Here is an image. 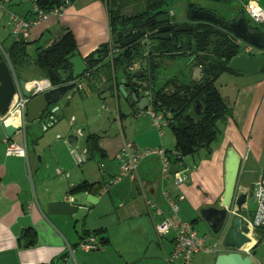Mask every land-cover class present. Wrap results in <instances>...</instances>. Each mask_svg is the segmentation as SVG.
<instances>
[{
	"label": "crops",
	"instance_id": "0c3cea01",
	"mask_svg": "<svg viewBox=\"0 0 264 264\" xmlns=\"http://www.w3.org/2000/svg\"><path fill=\"white\" fill-rule=\"evenodd\" d=\"M257 3L264 9V0ZM36 7L28 0H9L0 6V53L6 56L14 74L27 81L46 78L36 64L38 49L51 45L67 30L74 36L77 54L85 60L110 41L105 2L76 0L33 24L27 39L29 61L15 68L9 53L14 43L10 14L34 20ZM169 62L167 65H171ZM102 65L103 62L95 68ZM139 67L145 68L146 60L135 65L138 70ZM193 69L184 72L194 79ZM175 74L167 76L163 84ZM224 75L230 84L225 92L219 90L233 104L232 115L221 125L211 152L205 148L185 157L180 167L184 180L180 183L174 176L162 179L161 162L153 155L141 162L137 174L122 179L102 194L103 186L119 173L117 154L126 142H132L138 150L175 148L167 147L165 129L169 126L157 129L147 108L135 114L130 106V111L122 113L118 102L121 94L115 83H121L124 72L115 73L112 66L103 68L90 83L87 77L80 79L78 88L68 93L63 104L50 107L59 106L40 128L26 126L25 131L9 138L0 121V264H111V258L116 264H167L175 231L165 236L157 234L156 225L164 217L188 221L206 236L208 244L218 243L217 252H199L191 261L215 264L218 255L229 251L220 248L224 237L216 241L211 237L212 230L201 210L222 207L228 150L233 148L241 157L236 196L247 194L241 210L236 205L231 209L232 217H252L256 210L253 190L264 176V73ZM29 76L32 77L27 79ZM85 90L94 98L85 99ZM106 91L114 97L111 105L120 129L117 134L107 132L105 119L95 113L98 102L101 110H112L103 101ZM75 94L83 100L73 101ZM72 134L78 136L75 146L68 140ZM90 135H98L95 144L89 140ZM11 143L23 147L25 154H9ZM84 181L91 187L73 190ZM163 191L178 201L177 214L172 213ZM263 228L243 225L244 232L254 239L250 252L243 254L250 255L254 264H264L256 252L264 241ZM95 231L106 239L101 248L94 250L99 252L90 254L77 248L86 234ZM227 231L228 227L225 235ZM68 247L75 248L73 254Z\"/></svg>",
	"mask_w": 264,
	"mask_h": 264
},
{
	"label": "trees",
	"instance_id": "16d2710c",
	"mask_svg": "<svg viewBox=\"0 0 264 264\" xmlns=\"http://www.w3.org/2000/svg\"><path fill=\"white\" fill-rule=\"evenodd\" d=\"M33 1L38 8L50 12L76 0ZM103 1L108 10L110 41L103 43L95 53L86 58L89 70L84 77H87L90 83L103 68L112 66L115 73L119 70L123 71L124 78L130 83H134L130 70L146 60V67H141L145 74L138 81L144 82L145 90L151 92V105L156 112L170 111L172 113L169 127L175 137L173 151L178 153V155H173L170 154L173 151H168L172 163L183 162L185 157L196 155L202 149H209L220 135L221 125L232 115L233 104L221 94L217 82L225 73L236 74L228 68V62L241 53L242 45L239 44V39L214 22L203 20L194 25L189 32L175 33L167 40L149 41L146 54L147 48L141 43L143 36L138 41L126 46L122 45V38L129 28H145L146 19L150 21L149 18H154L162 12L169 0ZM208 1L228 4L234 0ZM188 6L196 7L197 4H194L193 0H189ZM128 8H134L138 17L126 12ZM240 12L245 14L243 7ZM211 14L223 20L214 12ZM144 18L145 21L142 20ZM250 26L264 31L252 23ZM148 30H152V28H148ZM27 44V40L14 41L9 53L15 68L27 65L29 61ZM113 47L119 48V51L112 59H108V52ZM77 49L72 32L67 30L54 45L39 47L36 64L44 73H47L48 69H68L70 67L68 58L76 55ZM95 55L98 56L97 59H95ZM180 58L187 59L185 68L168 78L162 86L156 87L155 82L159 69L164 65L167 66V60L173 64ZM101 62L103 65L95 68ZM195 67L202 69V77L197 82L189 73L184 72V70L190 71ZM119 85L120 83H118ZM198 104L201 106L200 109ZM97 138L98 135L89 136V140L93 144ZM91 185L84 181L75 186L73 190H85ZM89 234L99 236L101 243H105L106 239L102 238L98 231L86 235Z\"/></svg>",
	"mask_w": 264,
	"mask_h": 264
},
{
	"label": "water",
	"instance_id": "95a60500",
	"mask_svg": "<svg viewBox=\"0 0 264 264\" xmlns=\"http://www.w3.org/2000/svg\"><path fill=\"white\" fill-rule=\"evenodd\" d=\"M190 16L198 20L212 21L223 29L231 32L240 41L263 51V53L258 56L246 52L234 56L228 62V68L230 70L242 76H254L263 72L264 31L251 27L244 13H238L228 22L201 10L193 9ZM167 20V15L159 16L156 19L159 23ZM192 29V25L184 24L177 26L174 30L175 32H188ZM169 30V26L159 28L161 33ZM142 35L143 30L141 29L127 31L124 34L126 40L122 42V45L126 46L132 44L138 41ZM61 37L62 35L58 36L51 45L57 43ZM170 37H172L171 34L166 36L160 35L158 39H169ZM97 58L98 56L95 55V59ZM68 64L70 66L68 69H48L47 73H45L46 78L44 80L50 81L53 87L37 96H32L28 89V83L33 80L27 81L24 77L14 74L10 65L4 58V55L0 53V117H4L7 114L17 88L21 90L25 97L30 99L26 107L25 128L21 130L20 125L4 126L5 132L9 138L21 131H25L26 126L30 128L45 124L49 115L55 113L59 108L58 106L50 110V107L58 104L68 93L78 88L79 80L83 79L89 70L88 62L81 55L76 54L68 58ZM193 72V80L196 82L199 81L202 77V69L200 67H195ZM143 74V71H137L132 74V77L139 78L143 76ZM141 88V85L136 82L129 83L125 78L121 80L119 85L121 96L127 100L135 114L146 109L149 105L148 98L142 93ZM198 108H201L200 104H198ZM51 119H53V116H51ZM44 127L46 126L44 125ZM77 139L78 136L75 134L70 135L68 138L72 146L77 144ZM211 151L212 149L209 148V152ZM240 166L241 157L233 148H230L226 158L225 192L222 200V207H208L201 210V216L214 233L218 234L224 232L228 227L223 243L229 252L218 255L215 264H254L250 255L243 254L244 245L249 243L252 238L244 232L242 217L238 215L232 217L231 212L234 205L237 206L238 210H241L242 205L247 201V194L236 196V184ZM171 172L173 174L177 172L176 166L171 165Z\"/></svg>",
	"mask_w": 264,
	"mask_h": 264
},
{
	"label": "built area",
	"instance_id": "2783aa9c",
	"mask_svg": "<svg viewBox=\"0 0 264 264\" xmlns=\"http://www.w3.org/2000/svg\"><path fill=\"white\" fill-rule=\"evenodd\" d=\"M8 1L9 0H0V6L3 7L4 4ZM64 7L65 6L55 8L50 12H45L44 10L36 7V18L34 20H29L14 13L10 14L12 39L14 41L27 40L30 34L31 27L34 23L47 18V16L51 13H58L62 11ZM243 9L246 17L252 24L264 27V9L257 3V0H247L243 2ZM141 43L147 48V54L149 46L147 33L141 38ZM239 44L242 45L245 49V52L249 54H252L256 49L255 47L243 43L242 41H239ZM118 51L119 48L117 47L111 48L108 52V59H112V57ZM4 58L6 59V56H4ZM6 61L8 62V64L10 63L8 60ZM28 84V89L32 96H37L53 87L50 81H45L44 79L33 80ZM145 96L149 101L147 109L153 117L154 125L156 126V128L162 130L164 127L169 126L172 113L170 111L156 112L151 105V92L146 91ZM29 100L30 99L28 97H25L21 90L17 88L7 114L4 117H0V121L2 122V124L4 126L20 125L21 130H23L26 125V107ZM8 153L14 155H24L25 149L17 145L16 143H11L8 147ZM170 154L178 155V153L175 151L171 152ZM153 155L158 156L161 162V173L163 180H166L170 176H174L177 183H180L184 180V178L181 177L180 174V167L183 162L178 161L177 164H173L170 159L169 152L164 148L148 147L138 150L134 149L132 142H126L120 152L117 154V159L120 162L119 173L115 175L108 182V184L103 186L101 191L102 194L108 192L112 185L119 183L122 179L137 174L141 162L145 158ZM171 165L176 166L177 172L174 174H172L171 172ZM163 194L172 213L177 214L179 211L178 201L172 198L167 191H163ZM253 197L256 202V210L254 211L252 217L248 219L243 216L241 217L243 219V225L244 223H246L247 227L255 229L264 227V176H262V178L255 184ZM159 213L161 212L159 211ZM172 230L175 231L174 246L171 255L167 258V264H191V261L195 254L199 252L215 253L218 250V243L208 244L206 236L199 234L190 222L184 221L179 217L172 219L164 217L156 225V231L159 236H165ZM101 246L102 243L99 238L94 234H89L82 238L77 248L89 252L98 250L99 248H101ZM74 251L75 248L68 247L69 253L73 254ZM249 252V250L246 251V253Z\"/></svg>",
	"mask_w": 264,
	"mask_h": 264
},
{
	"label": "rangeland",
	"instance_id": "374dc122",
	"mask_svg": "<svg viewBox=\"0 0 264 264\" xmlns=\"http://www.w3.org/2000/svg\"><path fill=\"white\" fill-rule=\"evenodd\" d=\"M188 1L189 0H169L168 4L165 6V9L174 12L175 20H177L179 22L184 21L188 17V15H187ZM194 1H196L198 3V5H200L202 7H206L208 9H211L212 11H215L217 14H219L220 16H222L223 18H225L227 20L234 18L237 15L238 10L241 9V7L243 6V2L239 1V0H234L228 4H223V3H218V2L208 1V0H199V1L194 0ZM28 2L32 5L34 4L33 0H28ZM258 27L260 29H264L263 26H258ZM241 52H245V49L243 46L241 47ZM253 53H254V55L258 56V55H261L263 53V51L260 49H255ZM186 63H187L186 58H180L176 61V63H173L171 65H167V66L164 65L162 68L159 69L158 77H157L156 82H155V86L160 87L163 84V81L167 78V76L173 75L176 72L183 70L186 66ZM119 75H120V73H119ZM224 76H227V75L221 76L217 82V85L220 88V90H222V92L223 91L225 92L226 86H228V84H230L227 81L228 79L225 78ZM31 77L32 76H29L27 79H29ZM85 92L87 95L85 97V99L87 98L88 100H91L92 98H94L93 94L90 91L85 90ZM102 95L104 97L103 101L105 102V104L112 106V110H110V111L101 110V108H100L101 103L98 102L99 103L98 110H96V108H95V113H97V116L102 115L103 118L105 119L107 132L112 131L114 134H117V132H119L120 129H119L118 123L116 122V121H118L117 117L115 118V112H116L115 107H114V105H111L114 97L111 96L110 91H106ZM73 99H74L73 101H76V102H77V100H79L80 102L83 100V99H81V97L79 98V95H76V94H75V97H73ZM115 100H117V99H115ZM64 102H65V98H63L59 102V104L60 103L63 104ZM118 102H119V106H120L122 113H124V112L127 113L128 111L131 110V107L129 106L127 100L123 96L118 98ZM78 105H79V103L77 104V106ZM127 116H129V115H127ZM127 116H125L123 118V120ZM40 127L41 126L38 125V128H40ZM165 130H166L165 139H166V142L169 143V145L167 144V147L169 149H172L175 147L174 133L170 127H167ZM262 232H263L262 234H264V230ZM200 233H204V232H200ZM210 235L212 238H214V241H216L222 237H225L224 232H220V233L216 234L212 231ZM223 242H224V238H223L222 243L220 244V248L226 247ZM89 252H90V254H92V253L99 252V251L93 250V251H89ZM256 252L259 256L263 257V259H264V241L256 249ZM202 253H204V252H202ZM110 258H111V256H110ZM111 259H112L111 264H116L115 263L116 261H114L113 258H111ZM99 261L101 262L102 260H99ZM145 264H148V263H145ZM151 264H154V263H151Z\"/></svg>",
	"mask_w": 264,
	"mask_h": 264
},
{
	"label": "flooded vegetation",
	"instance_id": "af4514ba",
	"mask_svg": "<svg viewBox=\"0 0 264 264\" xmlns=\"http://www.w3.org/2000/svg\"><path fill=\"white\" fill-rule=\"evenodd\" d=\"M199 1V0H198ZM240 1V0H239ZM193 3L194 4H197V6L196 7H189L188 6V9H187V15H188V17L184 20V21H181V22H179V21H177V20H175V14H174V12H172V11H170V10H167V9H165L164 8V10L162 11V12H160L159 14H157L154 18H149L150 19V21L148 20L147 21V19H146V21H145V18L144 19H142L143 21H145L146 22V27L145 28H140L141 30H143V35L142 36H144L146 33L148 34V39H149V41L151 42V41H158L159 39H158V36H160V35H168V34H171L172 36L175 34V33H183V32H175V28L177 27V26H180V25H184V24H188V25H192V26H194V25H196V24H198V23H200V22H202L203 20H198V19H194V18H191V16H190V13H191V11L194 9V10H201V11H204V12H208V13H211V12H214L215 14H217L215 11H212L211 9H208V8H206V7H202V6H200V5H198V3L196 2V1H194L193 0ZM202 8H204V9H202ZM208 10H210V11H208ZM126 12H128L129 14H131V15H133V16H135V17H138L137 16V12H136V10L134 9V8H128V10L126 11ZM172 13V14H171ZM163 15H167L168 16V20L167 21H165V22H162V23H159L158 21H156V19L159 17V16H163ZM218 16H220L219 14H217ZM220 17H222V16H220ZM148 18V17H147ZM223 18V17H222ZM223 20L224 21H226V22H228V21H230V20H227V19H225V18H223ZM150 26V27H149ZM163 26H169L170 27V30L169 31H167V32H163V33H161L160 31H159V28H161V27H163ZM148 28H152V30H148ZM222 28V27H221ZM130 30H132V31H136V30H138V29H133V28H129L127 31H130ZM126 31V32H127ZM189 32V31H188ZM152 36V37H151ZM171 38V37H170ZM169 38V39H170ZM126 40V37L125 36H123V38H122V42L123 41H125ZM160 40H167V39H160ZM240 41V40H239ZM244 43V42H243ZM242 53V52H241ZM252 55H254L253 53H252ZM131 71V74H133L134 72H137V71H143L144 72V69H142V68H140L139 70L138 69H132V70H130ZM144 74H145V72H144ZM144 74H143V76H144ZM143 76H140L139 78H141V77H143ZM139 78H133L134 80V82H136L137 84H139V85H141L142 86V88H141V90H142V93H144V95H145V92H146V90H145V88H144V85H145V83L144 82H142V81H138V79ZM128 82H129V80H127ZM130 83V82H129ZM117 86H118V83H115ZM117 86H115V87H117ZM119 87V86H118Z\"/></svg>",
	"mask_w": 264,
	"mask_h": 264
},
{
	"label": "bare ground",
	"instance_id": "6f19581e",
	"mask_svg": "<svg viewBox=\"0 0 264 264\" xmlns=\"http://www.w3.org/2000/svg\"><path fill=\"white\" fill-rule=\"evenodd\" d=\"M29 85V84H28ZM254 243V239H251V241L244 245L243 251L249 250L250 246Z\"/></svg>",
	"mask_w": 264,
	"mask_h": 264
}]
</instances>
